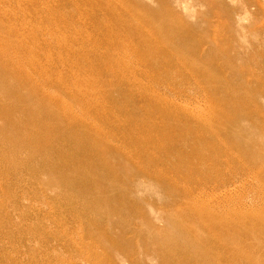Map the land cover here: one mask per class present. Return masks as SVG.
Returning <instances> with one entry per match:
<instances>
[{
  "label": "rangeland",
  "instance_id": "1",
  "mask_svg": "<svg viewBox=\"0 0 264 264\" xmlns=\"http://www.w3.org/2000/svg\"><path fill=\"white\" fill-rule=\"evenodd\" d=\"M96 1L102 0H33V2L32 0H0L2 4L0 9L6 10L0 14L11 15V18L14 16L15 19L18 17L23 25L29 24L27 32L29 41L31 39L34 42L35 39H40L41 45H37L36 50L38 54L41 51L39 55L41 66L47 61L48 54L47 49L42 48L46 45L43 38L49 35L47 39L58 42L55 39L56 36L48 33L51 29L80 31L78 40L73 36L68 39L67 42L70 46L72 45V48L70 52L64 53V56L70 54L68 56L74 62L83 63L79 58L81 54H87L91 60L99 61V54H102L105 46H108L110 51L109 49L105 51L110 54L109 57L115 63L116 68V71H109L110 73L116 75L117 72L123 77L126 75L137 78L136 83L139 86V83L142 87L145 86L144 91L148 93H151L149 87H155L154 89L159 90L157 93H160V96L168 102V107H172L175 113L185 119L181 124L184 129L180 125L178 130L171 128V132L180 136L187 130L184 141L187 151L185 150L183 154L177 151L166 156L164 151L161 153L156 148L158 146L164 149V145L169 147L166 144L170 142L168 139L164 137L158 140L161 142L158 145L149 144L148 139L155 132L153 129L146 128L148 137L145 140L144 136L140 139L133 134V131L131 132V129L136 131L139 127L137 125L131 127L127 124L130 127L127 129V122L124 117H121L118 131L125 138L120 144L128 146L131 143L133 148L137 145L134 138H138L143 145L150 146L145 147L147 154L142 147L131 153L144 165L142 169L144 171L140 170L143 174L134 181V192L132 193L140 209L138 208L139 213L132 215L129 211H119L107 217L91 212V208H85L87 201L83 200L77 190L67 192L59 177L49 171L44 161L39 160L44 159L40 156L42 154L30 148L19 154L21 166L18 169L20 172L16 174L17 184L12 180L14 176L10 174L9 167H6L4 173L6 175L1 178L4 183L6 182L5 185L10 193L13 187L17 191L18 210L22 213H29L31 209L32 213H29L24 223H27V226L31 225L28 226L31 229H35L36 226L38 232L35 230V235L43 237L40 232H45L48 238L51 237L46 245H42L43 247L40 246V243H43L40 236L27 237L29 246L38 248V251L44 250L43 252L47 255L46 264H162L164 261L165 263L168 261V264H175L179 260V256L174 257L175 252L178 251L177 244L188 242L183 225L191 221L196 231L202 233L200 236L203 238L207 235L205 234L207 230L197 220L194 222L193 217L188 216L189 218L184 220L181 218L180 213L184 211V207L169 204L173 202L171 198H168L165 186H168L170 190L173 187L178 191L174 194L172 190L176 199L186 197L195 210L196 218L199 219H201L197 217L200 212L197 210L199 208L207 211L206 216L209 218L222 223L223 220L229 222V209H235V205H246V210L249 211L264 207L262 205L264 203V156L251 160V155H247L244 160L235 155L236 152L230 146L229 141L225 136L221 137L219 132V129H223L222 123L225 120H234L233 140L238 143L236 145L244 147L245 151V148L252 144L264 150L262 131L264 130V0H110L111 7L116 10L114 12L117 15L120 14L118 17L132 15L130 9L136 11L137 15L147 17L143 18L142 23L139 19L129 18L133 24H142L143 28L147 26L144 28L146 34L153 32L155 26L158 25L155 14L163 17L170 15L175 25L181 23L187 27L186 32L190 31L192 37L186 45L180 44V54L185 56L184 58L180 56L181 59L176 54L162 57L160 50L154 52L160 56L159 58L154 54L149 55L148 45H142L138 38L131 36L129 28L121 26L118 22L119 18L117 20L115 19L117 16L115 18L112 16L113 12L105 10L103 6L95 9L94 2ZM121 1H125L128 8L120 5L123 3ZM38 2H43L44 6L35 5ZM59 17L61 20L56 22L55 20ZM9 18L4 20L6 24L10 22ZM105 24H108L109 31ZM3 29L8 30L7 25ZM6 33L8 34V31ZM110 34L112 38L121 40L103 42L102 38L104 36L110 38ZM95 38H99V42H94ZM84 41L89 45L88 47L84 46ZM90 47H97L98 54L94 51L89 52ZM172 51L173 49L169 53L171 54ZM31 54L33 55V49ZM22 58L24 59L25 56ZM207 60L205 64L204 61ZM149 62H152L154 67L149 66ZM95 63L97 68H100L97 65L98 62ZM58 66L61 68V64ZM219 68L223 69L220 78L217 81L215 78L210 80L208 75L211 72L215 73L214 71ZM104 74L106 82L111 80V76L106 72ZM118 78L119 82L115 83V88L119 91L123 89V85L119 84L121 81L119 76ZM138 85L135 88H139ZM50 88L54 92L61 93V90L56 87ZM64 95L68 97L66 93H63ZM160 96L156 94V98L159 99ZM78 100L82 102L79 98ZM99 101L104 105L102 98ZM163 101L159 102L158 106L164 109L165 101ZM109 104L114 111L110 106L109 109L104 108V110L84 106L90 117L94 114L102 118L109 110L112 113L115 112L114 114L118 113V106L114 103ZM250 114L255 117L252 119ZM131 116L137 118L139 125H142L145 119H149L147 118L149 116L141 111L135 115L133 112ZM255 121L262 127L261 131L258 125V128L253 125ZM160 123L158 122L157 126H160ZM184 123L188 124V129L185 128ZM156 131L162 133L163 129L158 128ZM236 134L239 139L236 138ZM245 140L246 143H244ZM171 144L174 145V150L180 145L176 141H171ZM152 148L156 152H153ZM195 150L200 152L195 153ZM5 152L9 155L11 153L8 149ZM158 158L162 163H159ZM252 158L255 157L252 155ZM249 159L251 161H248ZM41 164H44V168ZM29 219H33V222ZM167 233H169L167 235L169 238L166 236ZM166 237L169 242L164 241ZM4 244L6 248L4 251L12 254L13 250L10 246L13 243ZM23 257L21 255V258ZM233 264L240 263L233 262Z\"/></svg>",
  "mask_w": 264,
  "mask_h": 264
},
{
  "label": "bare ground",
  "instance_id": "2",
  "mask_svg": "<svg viewBox=\"0 0 264 264\" xmlns=\"http://www.w3.org/2000/svg\"><path fill=\"white\" fill-rule=\"evenodd\" d=\"M102 1L94 2V6H96L95 9L103 6L105 10L113 12L112 16L114 18L117 16L115 18L117 20L119 18V24L129 28L131 36L134 35L138 38L139 43L142 45H148L147 51L149 55L160 50L163 54L160 55L162 57L172 54L179 55V59H181L180 56L183 58L185 57L180 54V44L186 45L188 43L192 37L191 32H186L187 27L183 26L181 23V25L179 23V25H175L172 16L168 15L166 17L165 15L163 17L155 14L154 16L158 20V25L155 26L153 32L146 34L147 32L145 33L144 28L147 26L143 28V26H141L142 24H133L129 19H139L142 23L145 17L144 15H137L136 11H131L130 9L132 15L118 17L120 14L117 15L116 12H114L116 10H113V7H111L110 0ZM118 2L119 1H117V3ZM121 2L123 3L120 5L128 8L125 1ZM36 4L41 7L44 6L43 2L35 3V5ZM47 6L49 7V5ZM0 7H2V4H0ZM103 8L102 10H104ZM3 11L6 10L0 9V12ZM7 17H10V22L6 24L4 20ZM12 18L11 15L3 16L0 14V264H46L47 255L43 252L44 250L38 251V248L36 249L27 244V237L29 236L32 238L33 235H35V230L38 232L36 226L35 229H31L28 227L31 225L27 226V223H24V221L28 219L27 216L31 212V209H29V213H22L18 210L17 191L13 187V191L11 190L12 192L10 193L5 185L6 182L4 183L1 178L3 175H6L4 173L9 167L8 170H10V174L14 176L12 180L15 182L18 181V176L16 174L20 172L18 169H20L21 166V163H19V154L21 151L30 148L32 151L36 150L40 152L42 154L40 156L44 159L39 160L44 161L43 163H45V166H48L47 168H49V171L59 177L67 192H72L71 190L74 191V189H76L83 200L87 201L86 207L85 205L84 207L91 208V212L107 217L119 211H129L132 215L139 213L140 209L136 202L137 199L132 196V193L134 192V181L143 174L142 171L144 170L142 169H144V165L136 160L131 153L134 150H139V147H142L143 151L145 147H150L143 145L140 141L143 136L144 140L148 137V130L146 128L155 131L148 139L149 144L158 145L161 143L158 142V140L164 137L170 141L166 142L169 147L164 145V149L158 146L156 148L159 149L161 153L164 151L166 156L176 153L177 151L179 154L185 153V150L187 151L184 142L186 140L185 134L187 130L185 134H179L180 136L171 132V128L178 130L183 123L182 120L185 119L181 118L180 114L175 113L172 107V109L168 107V102L164 100V97L160 96V93H157L159 90L154 89L155 87L153 88L151 85L152 88L149 87L151 93H148L144 91L145 86L142 87L141 83H139L140 86L136 83L137 78H131V76L127 77L126 75L123 77V75H119L117 72L116 75L109 72L116 71V68L115 63L109 57L110 54L107 53L110 51L108 46H105L103 53L100 51L102 54H99V61L91 60L87 54H81L79 58L82 59L83 63L74 62L71 61V57L68 56L70 54L67 53L68 55L64 56V53L70 52L72 48V45L70 46L67 42L68 39L73 36L78 40L80 31L73 32L51 29L48 33L52 34L54 37L56 36L55 39H57L58 42L47 39L49 35L43 38L44 44L46 45L45 47L42 46V48L47 49L48 54L47 61L45 60L46 62H43V66H41L39 58L41 51L38 54L36 50L38 48L36 46L41 45L40 39L37 38L34 42H32L31 39L29 41L27 36L29 24L23 25L20 18L16 17L15 19L14 16ZM60 20L61 17L57 18L55 21L57 22ZM5 25H7L8 30L3 29ZM105 26H108V24H105ZM107 29L108 31L110 30L109 26ZM6 31H8V34ZM93 37L94 36H92V38ZM99 38H95L94 42H99ZM115 40L117 41L118 38H112V35L110 38L107 36L102 38L103 42L106 41L108 43L112 41L115 42ZM84 46H89L86 41H84ZM93 47H90L89 52L94 51L97 53V47ZM32 49L33 55L31 54ZM171 49H173V53L171 52L170 54L169 51ZM105 50L108 51L106 52ZM26 51L30 52V55H28ZM21 55L25 56V58L23 59ZM154 55H156V57L158 56V54ZM95 62H98L97 65H99L100 68H97ZM204 62L206 64L208 60ZM58 64H61V68ZM128 64L130 65V63ZM149 66L154 67V64L149 62ZM243 70L244 69H242V71ZM134 71H132V73H134ZM104 72L111 76V80L108 82L104 79ZM214 72L215 73L211 72L208 78L210 80L215 78L217 81L223 69L219 68ZM117 75L120 77L121 81L119 84L123 85V89L119 91L115 88V83L119 82L117 81L119 79ZM128 75H130V73ZM137 85L139 88H135ZM50 87L60 89L62 94L52 91ZM63 93H66L68 97L70 96V99L65 95L63 96ZM156 94L160 96L159 99L156 98ZM78 98L82 102H80ZM101 98L104 101V105L99 101ZM162 101L165 104L164 109L158 106L159 102L162 103ZM109 103L116 104L119 111L114 114L115 112L112 113L109 110L102 118L94 114L90 117L84 106H92V108L97 110H104V108L109 109L110 106L112 111H114ZM130 104H132V106ZM246 104L248 105L249 103L247 102ZM139 111L149 116L147 117L149 119H145L142 125H139L135 116H131L133 112L135 115ZM240 112L243 113L242 110H240ZM121 117L125 118L127 122L126 125L128 124L131 127L137 125L139 127L136 131L135 129H131V132L133 131V134L140 138H134V142L137 141V145L134 146L136 149L131 147V143H129L128 146H122V144H120L123 138H125V136L118 131ZM250 117L253 119L255 116L250 114ZM202 119L204 120V118ZM158 122H161L160 126H157ZM222 124L223 129H219L220 136L223 138L224 136L226 137V140L229 141L230 146L236 152L235 155L244 160L247 155H251V160L264 156V150L256 148L255 144L245 148L246 151L243 149L244 147L242 148L236 145L238 143L233 140L235 135L233 131V124H235L234 120L228 119V121L225 120ZM128 125L126 128L130 129ZM184 125L185 128L188 129V124L184 123ZM253 125L256 128H258V125L260 131L262 130V127H260L257 121H255ZM158 128L163 129V132H157L156 129ZM181 128L184 129V126L181 125ZM262 131L264 134V130ZM237 137L236 134V138ZM171 141L180 143L178 149L174 150V145L171 144ZM244 143H246V140ZM6 149L10 150V155L6 154ZM256 149L259 150L256 151ZM152 151L156 152L154 148H152ZM144 152L147 154L146 150ZM194 152L199 153L200 151L195 150ZM252 155L255 158H252ZM250 159L248 161H251ZM159 163H162V161H159ZM43 165L44 164H41L42 167ZM16 184L14 185L16 186ZM165 187H167L165 189L167 190L166 194H168V198H171L170 200L173 202H169V204L171 206L174 204L184 207V211L180 213L181 218L184 220L187 219L188 216L193 217L195 220L194 222L197 220L207 230V232L205 231L207 235L203 238L200 236L202 233H200V231L198 233V230L196 231L194 228L195 226L191 224L192 222L189 220V223L186 220L189 224L186 223L183 227L185 228V234L188 236V242H186V244H177L176 247L178 251L175 252L174 257L179 256V260H177L175 264H233V262H238L240 264H264V207L251 209L249 211L246 210V205H235V209H229V222H224L223 220L222 223H218L206 216L207 211H204L203 208L197 209L200 211H198L199 216L197 217H201V219L196 218V213H194L195 210L192 208L187 198L182 196L176 199L174 194L178 193V191L172 187L174 191L173 194L168 186ZM262 205H264V203ZM26 210L28 212V209ZM15 211L19 212L17 213ZM142 214L141 212V215ZM32 215L33 214H31V216ZM33 219L29 220L33 222ZM41 226H43V224ZM120 232L122 233V231ZM40 234H42L43 237L36 235L41 237V242L43 243H39L40 246L43 247L42 245H46L48 242L47 240L51 237L48 238L45 232H40ZM46 234L48 233L46 232ZM168 234L169 233H167L166 236ZM116 235L119 236V234ZM161 236L159 235V237ZM167 237L164 241L169 242L167 240L169 237ZM3 242H12L13 245H15H9L13 250L12 254L4 251L6 248ZM172 244L175 245L174 243ZM162 245H165V243ZM171 248L173 249V247ZM174 250L176 249L174 248ZM165 254L166 253H164V256H166ZM21 255L24 257L21 258ZM174 257L171 258L174 259ZM162 264H168V261L166 263L164 261Z\"/></svg>",
  "mask_w": 264,
  "mask_h": 264
}]
</instances>
